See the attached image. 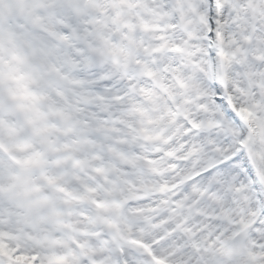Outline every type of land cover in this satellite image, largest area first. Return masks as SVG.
Returning <instances> with one entry per match:
<instances>
[{
	"label": "snow or ice",
	"instance_id": "1",
	"mask_svg": "<svg viewBox=\"0 0 264 264\" xmlns=\"http://www.w3.org/2000/svg\"><path fill=\"white\" fill-rule=\"evenodd\" d=\"M0 264H264V0H0Z\"/></svg>",
	"mask_w": 264,
	"mask_h": 264
}]
</instances>
